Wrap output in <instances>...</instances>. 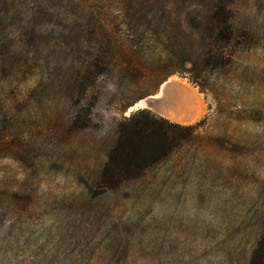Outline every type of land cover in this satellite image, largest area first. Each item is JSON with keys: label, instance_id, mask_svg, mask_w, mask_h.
Returning a JSON list of instances; mask_svg holds the SVG:
<instances>
[{"label": "rangeland", "instance_id": "1", "mask_svg": "<svg viewBox=\"0 0 264 264\" xmlns=\"http://www.w3.org/2000/svg\"><path fill=\"white\" fill-rule=\"evenodd\" d=\"M263 230L264 0H0V264H248Z\"/></svg>", "mask_w": 264, "mask_h": 264}, {"label": "trees", "instance_id": "2", "mask_svg": "<svg viewBox=\"0 0 264 264\" xmlns=\"http://www.w3.org/2000/svg\"><path fill=\"white\" fill-rule=\"evenodd\" d=\"M223 12H228V10H226V8H225L223 10ZM206 15L209 16V14H206ZM206 15L204 16L205 22H207V20L210 18V17H206ZM223 23L224 24L222 27H220V29H223L224 36L221 39L222 40H231L233 37V29L230 27L228 20H225ZM201 26H202V22H201ZM207 27L209 29H212V32H214L215 29L217 28V26L211 20H209L207 22ZM144 112H146V111L145 110L140 111V113H144ZM167 125H169L173 128H178V129H182V130L192 132V126H181L178 124H170V123H167ZM160 132L162 135L161 137L164 138V140H167L168 136H167L166 132H162L161 130H160ZM123 134L124 135H123L122 141H125L129 137L128 134H134V131H130L129 133L123 132ZM127 142H129V141H127ZM125 144H126V142H125ZM132 151L133 150H131V149H129V150H126L125 148L122 149L121 152H122L123 158L117 164V167L119 166L123 170L129 171V173L132 170L135 171L136 167L138 166V164L134 160L135 155H134V153L132 154ZM133 156H134V159H133ZM115 158L116 157H115L114 153L112 152V154H110V159H109L108 163L106 164L105 168L103 169V171L101 173L102 179H104V180L109 179L110 180L112 178L110 176L111 175V169H112L111 166H112V163L116 164L117 160H115ZM248 264H264V230H263V233L261 234V236L259 238L258 243L256 244V246H255V248L251 254V257H250Z\"/></svg>", "mask_w": 264, "mask_h": 264}, {"label": "bare ground", "instance_id": "3", "mask_svg": "<svg viewBox=\"0 0 264 264\" xmlns=\"http://www.w3.org/2000/svg\"><path fill=\"white\" fill-rule=\"evenodd\" d=\"M165 84H167V82H165V83L163 84L162 88H164ZM183 88H184V91H185V92H183V93H182V92L179 93L180 95H179V96L177 95L176 99H173V100H171V101H173V103L176 105L177 103L181 102V101L184 99V97L187 96L188 98H192V103H193V104H196V103L198 104V103H199V101H198L199 98L197 97L196 92H194L195 90L193 89L194 91H192V92L189 93V92L187 91L188 89H187L185 86H184ZM161 90H162V89H161ZM189 95H192V97H189ZM156 97H157V96H156ZM157 98H158V97H157ZM171 103H172V102H171ZM141 104H143V103H141ZM181 104H182V103H181ZM181 104H180V105H181ZM175 105H174V106H175ZM143 106H144V105H143ZM172 106H173V104H172ZM176 106H177V105H176ZM193 106H194V105H193ZM196 106H197V105H196ZM177 107H178V106H177ZM173 108H174V107H173ZM192 108H193V107H192ZM193 109H194V108H193ZM194 110H195V109H194ZM195 111H196V110H195ZM196 112H197V111H196ZM175 113H176V112H175ZM192 113H193V112H192ZM170 114H171V115H175V114H173L172 112H170ZM176 114H177V113H176ZM192 118H194V114H193V117H192Z\"/></svg>", "mask_w": 264, "mask_h": 264}, {"label": "water", "instance_id": "4", "mask_svg": "<svg viewBox=\"0 0 264 264\" xmlns=\"http://www.w3.org/2000/svg\"><path fill=\"white\" fill-rule=\"evenodd\" d=\"M169 87H170V83L165 84L164 88H162V90H161V91H162V94L166 93ZM158 98H159V97H158ZM158 98L155 97V96H151V97H149L148 99H146V100L144 101V103H145V105L149 106V105H150V102H151V103L156 102V100H157Z\"/></svg>", "mask_w": 264, "mask_h": 264}]
</instances>
